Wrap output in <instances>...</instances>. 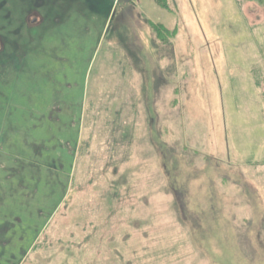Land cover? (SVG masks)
I'll use <instances>...</instances> for the list:
<instances>
[{
  "label": "rangeland",
  "instance_id": "374dc122",
  "mask_svg": "<svg viewBox=\"0 0 264 264\" xmlns=\"http://www.w3.org/2000/svg\"><path fill=\"white\" fill-rule=\"evenodd\" d=\"M0 264H264V0H0Z\"/></svg>",
  "mask_w": 264,
  "mask_h": 264
}]
</instances>
